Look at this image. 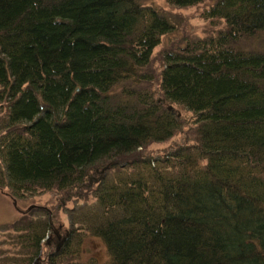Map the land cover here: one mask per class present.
I'll use <instances>...</instances> for the list:
<instances>
[{
	"label": "trees",
	"instance_id": "1",
	"mask_svg": "<svg viewBox=\"0 0 264 264\" xmlns=\"http://www.w3.org/2000/svg\"><path fill=\"white\" fill-rule=\"evenodd\" d=\"M166 2H210L226 26L157 72L176 28L141 0H0V190L95 197L66 208L60 247L47 209L12 222L21 264H264V49L244 45L264 41V0ZM179 107L196 142L146 156L179 133ZM90 237L105 260L85 258Z\"/></svg>",
	"mask_w": 264,
	"mask_h": 264
},
{
	"label": "rangeland",
	"instance_id": "2",
	"mask_svg": "<svg viewBox=\"0 0 264 264\" xmlns=\"http://www.w3.org/2000/svg\"><path fill=\"white\" fill-rule=\"evenodd\" d=\"M141 1L146 6H153L161 12H165L171 17L176 28L174 32L164 35L161 39V43L154 50V55L156 57L154 59V67H157V72L163 65V62L158 59L162 52H165L167 49L180 48L181 46H184L187 41L193 40L197 37L202 38L208 36V34H215L220 28L226 26L224 20L218 19L211 21L206 18L204 12L210 7V2L196 4V6L185 8H177L168 5L166 0ZM244 45L260 50L264 49V41L249 39L244 41ZM157 87L158 86L155 85V89H157ZM179 110L180 115L184 118V124L179 133L168 141L151 144L144 152L146 156H163L169 153L171 149L177 148L180 145H191L196 142V137L193 131L194 122L196 120L195 115L193 112L187 111L182 107H179ZM1 116L2 114L0 111V117ZM0 165L1 168H3L1 159ZM103 176L102 171H99L96 180H99ZM93 188L94 186L91 185L89 189L83 190L82 195L72 197L70 201L66 200L63 194H59L55 190L38 193L27 192L23 198H12L11 193L7 188L0 190V264H21L19 261L13 259V257H17L15 253L19 250V247L11 242L12 239L17 236L11 229L12 222L16 221L23 214H27L29 210L35 211L39 208L47 209L50 212V215L46 216V218H49L53 225L50 238L54 236L53 238L56 245H61L63 239L67 236V230L70 225V221H68L69 214L66 208L71 209L72 207L82 205L85 202H94L95 197H93ZM40 213V211H35L34 216H39ZM49 252L50 249L45 247L42 254L45 256ZM83 252L85 258L98 256L102 261L107 257L104 242L99 238H87L83 246ZM7 257H9V259L4 261L3 259H6ZM19 259H21V257ZM42 261L43 259L36 260L34 264H42Z\"/></svg>",
	"mask_w": 264,
	"mask_h": 264
},
{
	"label": "water",
	"instance_id": "3",
	"mask_svg": "<svg viewBox=\"0 0 264 264\" xmlns=\"http://www.w3.org/2000/svg\"><path fill=\"white\" fill-rule=\"evenodd\" d=\"M107 168H109V166L104 167V169L102 170V173H104V171H105ZM67 234H68V232H67ZM60 246H61V245H59V247H60Z\"/></svg>",
	"mask_w": 264,
	"mask_h": 264
},
{
	"label": "flooded vegetation",
	"instance_id": "4",
	"mask_svg": "<svg viewBox=\"0 0 264 264\" xmlns=\"http://www.w3.org/2000/svg\"><path fill=\"white\" fill-rule=\"evenodd\" d=\"M63 240H65V238Z\"/></svg>",
	"mask_w": 264,
	"mask_h": 264
}]
</instances>
